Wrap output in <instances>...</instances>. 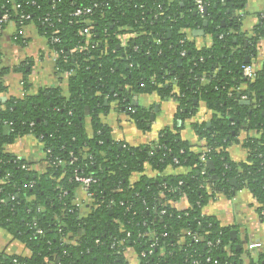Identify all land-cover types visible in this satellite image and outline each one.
I'll list each match as a JSON object with an SVG mask.
<instances>
[{
	"label": "trees",
	"instance_id": "obj_1",
	"mask_svg": "<svg viewBox=\"0 0 264 264\" xmlns=\"http://www.w3.org/2000/svg\"><path fill=\"white\" fill-rule=\"evenodd\" d=\"M247 1L0 0L1 17L8 15L19 30L32 24L48 38L55 70L68 84L66 94L51 86L30 92L26 68L19 67L25 96L4 100L10 69L1 63L0 43V226L31 251L29 257L0 254V264H127L130 247L141 264H264V251L256 260L244 259L231 237L233 227L204 211L217 194L232 198L247 188L264 224V64L253 80L243 74L246 58L257 55L264 18L253 35L243 31ZM201 4L209 10L206 18ZM79 8L91 11L73 16ZM7 22L0 26V40ZM194 28L211 34L212 45L198 48L186 33ZM122 34L130 36L125 45ZM244 82L247 88L240 91ZM153 92L177 100L182 122L194 116L199 101L217 112L210 125H193L210 149L206 174L203 151L182 137L177 124L150 145L112 139L101 120L111 103L117 101L147 130L149 117L131 99ZM245 125L256 136L244 142L247 161L237 163L228 148ZM25 137L40 142L48 161L44 170L8 150ZM147 164L159 174L147 176ZM180 166L190 171L161 175ZM76 175L96 180L87 215L75 203ZM180 199L188 201L187 209L173 207Z\"/></svg>",
	"mask_w": 264,
	"mask_h": 264
},
{
	"label": "crops",
	"instance_id": "obj_2",
	"mask_svg": "<svg viewBox=\"0 0 264 264\" xmlns=\"http://www.w3.org/2000/svg\"><path fill=\"white\" fill-rule=\"evenodd\" d=\"M241 13L244 15L243 31L253 35L264 18V0H248ZM208 14L209 12L203 16L206 18ZM206 20L208 19L204 21ZM186 33L198 48L209 47L213 43L212 35L204 32L201 28L189 29ZM118 38L123 42L122 45H125L124 43L130 36L122 34ZM0 43L1 63L10 69L4 77V83L8 87L7 92L2 96L4 100L9 97L21 98L25 96L23 73L19 71V67L26 68V76L31 85L30 92H36L41 87L51 86L61 87L63 93H67V76L58 74L55 70L57 56L50 48L48 38L41 34L34 25H25L19 30L15 22L8 21L2 30ZM250 63L253 64L256 72L262 68L264 64V36L258 40L257 55L251 59ZM205 82L206 80L203 81V83ZM246 88L247 83L244 82L239 90L243 91ZM175 91L178 92V89L176 88ZM134 97H137L138 102V105L135 106L140 107L143 111L142 114L149 117L148 123L151 125L147 130L139 128L134 118L119 108L117 101H113L109 112L101 115V120L111 128V136L116 143H126L131 146L150 145L158 141L161 131L165 128L173 129L177 124L176 127L179 128L182 137L189 141L196 151H204L205 140L196 134L193 125H210L213 117L217 115V112L209 109L204 101L197 102V112L182 122L176 118L179 103L175 98L163 99L157 92L133 95L132 102H134ZM156 107H158L157 111ZM151 115L155 116L153 122L150 121ZM86 128L88 135L92 136L93 129L90 119L86 120ZM251 136H256V131H250L246 125L240 129L238 141L228 148L230 158L234 162L247 161L249 153L244 147V142ZM8 150L33 163L38 171L44 170L46 167L43 161L45 155L37 139L25 137L9 145ZM189 171L190 169L184 166L167 167L161 175L164 177L181 175ZM145 174L155 177L159 173L147 164ZM138 179L139 175L132 177L134 182ZM76 201L81 203V214L87 215L91 210V203L82 187L76 191ZM172 205L179 210L189 207L186 199L172 202ZM258 207L259 204L250 190L242 188L232 198H228L224 194H217L204 209L205 213L216 216L222 225L233 227V230L237 231V239L234 241L241 245L239 250L243 249V258L246 260L249 257L256 260L264 251V224L259 218ZM0 254L29 257L31 251L11 232L0 226ZM125 256L127 264H141L133 247L126 250Z\"/></svg>",
	"mask_w": 264,
	"mask_h": 264
},
{
	"label": "built area",
	"instance_id": "obj_3",
	"mask_svg": "<svg viewBox=\"0 0 264 264\" xmlns=\"http://www.w3.org/2000/svg\"><path fill=\"white\" fill-rule=\"evenodd\" d=\"M204 5H200L199 6V11L201 13H203V10H204ZM91 11V9L89 8H79L77 9L74 13H73V16H82V15H85V14H88L89 12ZM22 19H29L30 16L29 15H22L21 17ZM48 18L45 19V21H47ZM8 21V15H4L3 17L0 16V26L4 23V22H7ZM21 24H23V22L21 21ZM84 33L86 34V36L89 38L90 36V27L88 28H85L84 29ZM55 42L58 41L57 38L54 39ZM183 55L185 54V52L182 53ZM256 71H255V68L253 66V64L251 63H247V65L244 67L243 69V74L244 76L247 78V79H254L255 76H256ZM205 79L203 78L202 81H204ZM243 100H248L249 98L245 95L242 97ZM210 151L209 148H205L204 151L202 152V155H201V160L203 162H205V167L204 169L202 170V174H206V168H207V163H206V152ZM59 163H63L61 160H59ZM44 165H48V161H44ZM75 180L76 182H78L80 184V187H82L85 191H86V196H87V199L89 200V202L91 200H93V196H94V193L89 191V188L91 186L92 183H94L96 180L94 179V177L92 176H82V175H76L75 177ZM205 182H207V185L209 186L210 185V182H208V179H205ZM180 184H182V181L180 182ZM76 205L80 208L81 206V203L79 201H76L75 202ZM164 214V211L162 212ZM39 233H41V231H39ZM156 244V243H155ZM154 244V245H155ZM146 253H143L142 256L143 257H146ZM58 264V263H57Z\"/></svg>",
	"mask_w": 264,
	"mask_h": 264
},
{
	"label": "water",
	"instance_id": "obj_4",
	"mask_svg": "<svg viewBox=\"0 0 264 264\" xmlns=\"http://www.w3.org/2000/svg\"><path fill=\"white\" fill-rule=\"evenodd\" d=\"M208 13V8L207 7H204V10H203V14L204 15H207ZM209 23L208 20L204 21V25H207ZM251 62V59L249 57L246 58V63H250ZM245 103H249V101H246ZM107 104V102H106ZM132 104L134 105H138V102H137V97H134V102H132ZM158 110V107H156V111ZM155 120V116L154 115H151L150 117V121L153 122ZM151 123H148L147 126L150 127ZM5 130L7 132H9L10 128L9 127H6ZM208 166H209V169L210 170H213L214 169V165H213V162L212 161H209L208 162ZM215 178V177H214ZM233 184L236 185V181L233 180ZM231 237L233 240H236L237 239V231L236 230H233L231 231ZM239 248H241V245L240 244H237V249L239 250Z\"/></svg>",
	"mask_w": 264,
	"mask_h": 264
}]
</instances>
